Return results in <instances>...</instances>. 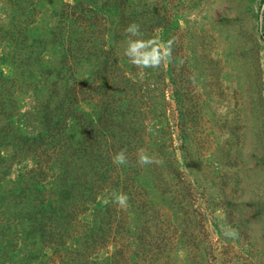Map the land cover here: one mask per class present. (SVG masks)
<instances>
[{
    "label": "rangeland",
    "instance_id": "1",
    "mask_svg": "<svg viewBox=\"0 0 264 264\" xmlns=\"http://www.w3.org/2000/svg\"><path fill=\"white\" fill-rule=\"evenodd\" d=\"M0 264H264V0H0Z\"/></svg>",
    "mask_w": 264,
    "mask_h": 264
},
{
    "label": "clouds",
    "instance_id": "2",
    "mask_svg": "<svg viewBox=\"0 0 264 264\" xmlns=\"http://www.w3.org/2000/svg\"><path fill=\"white\" fill-rule=\"evenodd\" d=\"M130 31H134V29H130ZM139 46H140L139 44H132L130 47L129 55H135ZM135 62L137 64H141L143 66H150L149 61H147V60L136 59Z\"/></svg>",
    "mask_w": 264,
    "mask_h": 264
}]
</instances>
